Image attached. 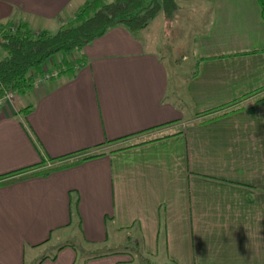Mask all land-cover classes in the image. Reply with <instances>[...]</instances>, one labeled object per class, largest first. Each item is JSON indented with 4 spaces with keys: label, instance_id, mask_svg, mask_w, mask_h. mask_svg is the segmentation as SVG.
Here are the masks:
<instances>
[{
    "label": "crops",
    "instance_id": "0c3cea01",
    "mask_svg": "<svg viewBox=\"0 0 264 264\" xmlns=\"http://www.w3.org/2000/svg\"><path fill=\"white\" fill-rule=\"evenodd\" d=\"M85 1L0 0V23L55 32ZM176 1L207 15L183 62L159 13L0 105V264H264L260 6Z\"/></svg>",
    "mask_w": 264,
    "mask_h": 264
},
{
    "label": "trees",
    "instance_id": "16d2710c",
    "mask_svg": "<svg viewBox=\"0 0 264 264\" xmlns=\"http://www.w3.org/2000/svg\"><path fill=\"white\" fill-rule=\"evenodd\" d=\"M257 2L264 20V0ZM178 8L176 0H86L73 18L55 32H34L25 23H0V49L4 52L0 59V94L11 90L21 95L31 90L42 65L55 56L60 58L59 67L72 70L81 63L82 48L111 27L122 25L136 32L159 13L171 19ZM227 113L222 111L214 118ZM49 170L52 168L42 171ZM20 172L23 170L17 173Z\"/></svg>",
    "mask_w": 264,
    "mask_h": 264
},
{
    "label": "rangeland",
    "instance_id": "374dc122",
    "mask_svg": "<svg viewBox=\"0 0 264 264\" xmlns=\"http://www.w3.org/2000/svg\"><path fill=\"white\" fill-rule=\"evenodd\" d=\"M194 9L193 7L190 8L187 5L180 4L178 10L176 11L175 16L172 19L166 20L165 18H163L162 14H159L157 16L158 17L157 22L161 21V24L160 23L159 24L162 26L161 34L163 35L162 49H161L162 53H160V55L164 54L165 58L168 59V61L171 64H174V65L169 64L170 67L175 66L179 62L180 63L183 62L181 60L182 54L184 52H188V46H189L190 38L192 36V32L199 30L206 24L207 15L201 16V14H199L198 12L196 13ZM70 20L71 19H67L66 23H62L61 26L67 24V22H69ZM178 36H180L179 40H178ZM174 40H178L179 43L177 42V45L180 44V41H181V45H178L177 48H173L172 46L175 44ZM170 56L172 60H169L171 59ZM48 61L49 59L43 65L48 63ZM185 64H188V62H185L184 65ZM189 67H190V64H189ZM189 67L187 66L188 68L187 72L190 70ZM74 238H75V241H78L76 237ZM122 247L124 249L123 248L117 249L119 251V257L121 259L131 256L130 254L126 252H130V251L134 252L136 250L134 242L131 240L126 241V243L124 242ZM125 248L128 251L125 250ZM97 251H99V249L89 251L88 253H95Z\"/></svg>",
    "mask_w": 264,
    "mask_h": 264
},
{
    "label": "built area",
    "instance_id": "2783aa9c",
    "mask_svg": "<svg viewBox=\"0 0 264 264\" xmlns=\"http://www.w3.org/2000/svg\"><path fill=\"white\" fill-rule=\"evenodd\" d=\"M77 67V65H75ZM62 71V68H53V69H44L43 72L35 76L33 81V87L38 86L44 81L50 80L52 78L57 77ZM15 97V93L11 90H4L2 94H0V105H4L7 102H11Z\"/></svg>",
    "mask_w": 264,
    "mask_h": 264
}]
</instances>
